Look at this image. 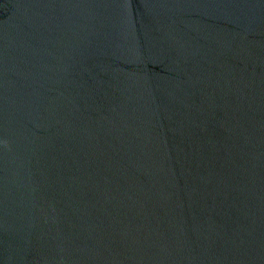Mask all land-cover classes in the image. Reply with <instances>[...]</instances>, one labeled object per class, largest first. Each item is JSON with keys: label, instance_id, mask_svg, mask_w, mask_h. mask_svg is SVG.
Here are the masks:
<instances>
[{"label": "water", "instance_id": "water-1", "mask_svg": "<svg viewBox=\"0 0 264 264\" xmlns=\"http://www.w3.org/2000/svg\"><path fill=\"white\" fill-rule=\"evenodd\" d=\"M0 264H264V0H0Z\"/></svg>", "mask_w": 264, "mask_h": 264}]
</instances>
